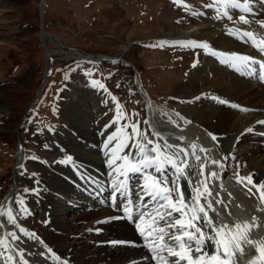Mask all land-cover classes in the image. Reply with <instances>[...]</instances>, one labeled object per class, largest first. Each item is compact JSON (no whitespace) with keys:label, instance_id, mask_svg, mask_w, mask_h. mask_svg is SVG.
I'll use <instances>...</instances> for the list:
<instances>
[{"label":"rangeland","instance_id":"rangeland-1","mask_svg":"<svg viewBox=\"0 0 264 264\" xmlns=\"http://www.w3.org/2000/svg\"><path fill=\"white\" fill-rule=\"evenodd\" d=\"M44 2L43 13L40 0H0V34H7L0 35V199L8 187L14 186V200L20 193L31 211L28 217L21 219L22 223L34 229L46 243H50L54 228L48 221L41 189L36 186L44 187L51 174L61 176L63 171L71 173L70 166H66L68 163H61L63 158L60 156L64 152L61 144L67 143L68 148L78 152V147H74L72 140L80 143L83 151L85 149L81 144L84 138L81 136L82 131L77 128L79 123L76 122L73 106L64 99L67 87L71 92L85 94L90 104L94 97L102 99L101 112H96L93 108V115L88 119L91 129L89 128L90 135L86 137L96 145L104 142L119 127L118 124L111 123L116 109L109 93L118 98L129 114V119L132 118V113L139 114L135 119L152 138L145 123L147 118L144 100L135 85V70L158 106L181 112L202 126H211L216 121L212 114H198V107L203 102L199 95L206 96L207 105L217 101L212 99L213 83L197 79L212 77L206 65L208 52L172 43H165L163 46L159 44L163 42L160 38L173 30L183 31L203 21L216 19L214 10L203 7L210 0H180L179 4L173 0ZM185 3L191 6L189 10H185ZM193 11L205 14L192 15ZM186 38L184 41H207L210 44L207 39L198 40L196 34ZM45 50L52 53L53 72L42 90L43 99L34 111L29 107L46 71ZM70 50L92 54L94 57L103 54L114 60L89 62L67 54ZM89 72L91 75L87 74ZM74 76L78 79L76 83L70 82ZM93 79L104 84L107 91L99 87L93 90ZM191 81L197 83L188 88V94H198L185 97L188 94L178 91L179 87ZM213 110L218 112L214 108ZM106 125L111 126L106 128ZM19 144L26 150L22 153L21 164L15 163ZM67 152L64 154L68 155ZM70 156L73 159L74 156ZM74 163L71 162L76 167ZM233 169L231 164L230 171L233 172ZM239 170L241 174L244 173L242 168ZM104 171V168L99 170L101 176L93 185L112 180L113 177H107L109 173L105 174ZM82 172L91 174L88 168L82 169ZM71 174L79 179L78 174ZM138 179L139 177L135 181ZM33 188L36 189L35 192L23 191ZM78 192L80 195V191ZM67 193L71 196L72 192ZM83 200L87 201L85 198ZM70 203L67 202L65 206L67 210ZM17 209L18 206L13 204V210L17 212ZM62 255L67 258L66 254Z\"/></svg>","mask_w":264,"mask_h":264},{"label":"bare ground","instance_id":"bare-ground-1","mask_svg":"<svg viewBox=\"0 0 264 264\" xmlns=\"http://www.w3.org/2000/svg\"><path fill=\"white\" fill-rule=\"evenodd\" d=\"M44 3V0H41L40 6L44 7ZM261 5L262 3L259 2L252 5L255 15L250 16V19L264 21V7ZM240 14L239 12L233 13L234 17H238ZM226 26L252 31L257 33L259 37H264V28H261L258 24L244 25L229 21L226 18L219 21H203L201 24L183 31L173 30L172 33H167L166 36L174 39H184L191 34H196L198 40L207 39L214 50L240 53L254 57L256 60L264 57V53L259 52L250 42L229 35ZM0 35L6 36L7 34ZM45 53L47 62L41 89L48 80L53 61L51 59L52 53L49 50H45ZM67 54H76L77 58L82 56V54L80 55L74 50L67 51ZM206 56L209 60H206V65H208L212 77L211 79H197L206 83L212 82L214 97H218L228 103H220L218 105L219 101L217 100L212 105H207L205 102L207 100L206 96L201 97L199 95L203 102L198 107V114H212L216 121L211 123V126H202L181 112L168 107H160L148 95L143 86H141V89L139 88L140 84L137 82L136 86L145 101L147 124L152 131V135L158 132L161 137L167 138L168 143L189 149L188 164L190 167L185 170L188 176L192 178L194 185L201 179L199 175L200 165L205 163V153L199 150L200 147L209 150L207 156L210 159L222 161L224 164L223 168L217 165H209L205 168V175L208 172L215 171L219 177L211 185L213 205L220 212L223 220L229 224L235 223L236 220L251 222L253 216L257 217L260 226L252 231L251 238L254 240L264 239V211L257 210L260 201L256 197H250L246 189L237 184L235 180L236 165L239 163L240 168L244 172L241 174L239 171L241 176H247L252 173L257 182H264V124L258 123V121H264V82H258L255 75L237 71L230 65L222 63L220 57L211 55L212 59L209 55L206 54ZM254 67L259 70V65ZM257 73L260 72L258 71ZM196 83L197 81H191L189 84L181 85L178 91L181 90L188 94V88L195 86ZM197 94L198 92H195L184 96L192 97ZM84 95L82 92H71L69 87L64 93L65 101L70 102L73 106L72 110L75 113L76 122L79 123L77 128L82 131L83 135L81 136L84 138L81 144H83L85 149L83 151L80 143L71 140L74 147H78L80 151L77 152L75 151L76 149L68 148L66 146L67 143L64 142L65 144L60 146L64 149L60 157L66 158V156L72 155L76 158L73 157L71 160V162L74 161L76 163V167H73L71 163L66 165L70 166V172H82V169L88 168L91 173L89 175H91L92 179L97 180V177L101 176L99 170L104 168L105 174L109 173L106 176L113 177L111 174L112 169L107 163L109 155L104 148L105 141L96 145L86 137L90 133L88 119L93 115V108H95L96 112H101L102 99L94 97V101L90 104ZM232 105H238L239 107H233ZM213 108L218 112L215 113ZM215 114L216 117L214 116ZM248 128L254 130L246 132ZM209 134L215 135L217 140H212ZM180 137L184 139H179ZM155 138L159 139V137ZM193 143L197 145L196 155L201 157L199 161L191 154V145ZM65 151H68V155H65ZM229 154H231L229 159L224 160L223 158L229 156ZM21 158H23L22 151L19 149V163H21ZM231 164L234 166L233 173L230 172ZM70 174H67L66 171H63L61 176L51 174L49 178L47 177L48 182L44 184V187L36 186V188L41 189L40 193L45 198L42 199L45 200L43 203L48 211V221L54 228L53 232H51L50 243L42 240L44 242L42 245L37 241L23 237L18 229L8 224L6 220L0 221L4 225L0 229V233L15 230L18 235H21L23 241L22 244L17 245L18 247H26L28 251L40 253L45 251L44 245H47L59 257L67 260L68 264H154L151 259H146L150 253L148 248L145 247L144 240L139 235L134 221L127 218L110 219L117 214L120 217L124 215L121 211L123 205L120 200L124 199L125 196L120 195L115 203L110 199V193L112 192L111 181H113L114 177L110 181L104 180L97 184L98 186L92 187V180L90 182H82L83 175L76 180ZM169 175H171L170 170ZM139 183L140 180L136 183L130 182L128 195L133 201L137 200L135 192ZM181 184L187 199L190 189L186 181H181ZM221 184L223 185V190L220 188ZM82 187L83 189L87 188V191L80 192L79 195L78 191ZM11 188L5 193L0 205L13 201L15 188ZM201 190H203V185H201ZM69 191L72 192L71 196L68 193L66 194ZM217 192L220 193V197L223 198L224 202L228 204L227 209H225L223 204H215V200L220 198L216 196ZM229 193H231V197ZM258 195L259 193H257ZM83 198L87 199V201L83 200ZM69 201L71 203L67 210L65 206ZM229 212L231 215L228 214ZM210 215L214 220L216 219L215 213H210ZM101 221L105 222L98 223ZM141 227H146V224H142ZM24 228L28 229L27 226ZM28 230L32 232L30 229ZM110 241H133L136 242V246H128L125 243L113 244ZM252 252L255 254L254 248ZM62 254H66L67 258L65 259ZM26 258L29 259L30 264H57L56 261L51 259L44 260L39 255ZM0 264H3L2 260H0Z\"/></svg>","mask_w":264,"mask_h":264},{"label":"snow or ice","instance_id":"snow-or-ice-1","mask_svg":"<svg viewBox=\"0 0 264 264\" xmlns=\"http://www.w3.org/2000/svg\"><path fill=\"white\" fill-rule=\"evenodd\" d=\"M173 2L179 4L180 0H173ZM256 2L258 0H210L203 7L214 10V18L218 21L226 18L244 25L256 23L264 28V21L250 19V16L255 15L252 5ZM261 6L264 7V3ZM184 8L189 10L191 6L185 3ZM236 12L241 14L234 17L233 13ZM191 14L204 15L205 13L193 11ZM226 30L229 35L250 42L259 52L264 53V37L237 27L226 26ZM165 43L206 50L209 54L220 57L222 63L230 65L237 71L255 74L254 66L259 65L260 71L264 72V62L240 53L214 50L207 41H163L159 46H163ZM87 74L91 75L90 72ZM261 78L264 79V75ZM91 83L94 87L107 91L106 86L99 80L93 79ZM109 95L115 103L116 109V115L111 123L119 125L104 142V148L109 155L107 163L111 167V174L114 177L110 199L115 203L120 195H124L126 200V203L122 202L121 208L124 215L110 219L127 218L134 221L138 233L150 253L146 259H151L154 264H264V239L254 240L251 238L252 231L260 226L257 217L253 216L251 222L236 220L235 223L229 224L223 220L220 212L213 205L211 185L219 177L215 171L205 175V168L209 165L223 168V162L210 159L207 156L209 150L200 147L199 150L205 153V163L200 165L201 179L194 185L192 178L185 170L190 167L188 164L189 149L168 143L167 138L161 137L158 132L153 133L150 138L148 132L142 129L140 122L135 119L139 114L132 113V118L129 119V114L124 110L118 98L110 93ZM212 99L218 100L221 104L228 103L218 97H212ZM232 106L239 107L238 105ZM258 123L264 124V121H258ZM110 126L106 125L105 127ZM253 130L248 128L246 132ZM209 135L212 140H217L215 135ZM155 137H159V139ZM179 139L184 138L180 137ZM196 150L197 145L193 143L191 154L199 161L201 157L196 155ZM230 156L231 154L223 159L227 160ZM32 158L38 159V157ZM70 160L72 157L68 156L61 163H67ZM236 167V183L243 186L250 197H256L260 201L257 210L264 211V182H257L252 173L241 176L239 163ZM169 170L171 175H169ZM135 177H139L140 183L135 192L137 200L133 201L129 198L128 193L130 182ZM181 181H186L190 189L187 199ZM201 185H203V190H201ZM220 188L223 190L222 184ZM23 191L35 192L36 189H24ZM257 193H259L258 196ZM216 196L220 197V193L217 192ZM229 196L231 197V193ZM12 204L18 206L16 214H14ZM215 204H223L225 209L228 208V204L222 197L217 198ZM210 213H215V220ZM30 214L25 199L20 193L17 194L14 201L0 205V221L6 220L8 224L15 226L23 237L43 245L44 242L41 238L18 223L19 215ZM228 214L231 215L230 212ZM142 224H146V227H141ZM3 227V223L0 222V229ZM22 243L21 235H18L15 230L0 233V260L3 261V264H30L26 257L35 255H39L44 260L56 261L57 264H68L67 260L59 257L47 245H44V252L34 253L28 251L26 247L17 246ZM110 243L131 242L110 241ZM247 246H251L255 250V255L249 258H245V247Z\"/></svg>","mask_w":264,"mask_h":264}]
</instances>
